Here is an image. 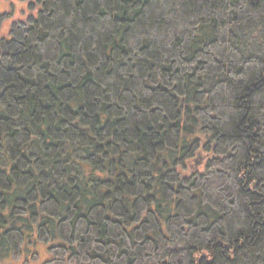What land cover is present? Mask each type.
Here are the masks:
<instances>
[{"label": "trees", "instance_id": "1", "mask_svg": "<svg viewBox=\"0 0 264 264\" xmlns=\"http://www.w3.org/2000/svg\"><path fill=\"white\" fill-rule=\"evenodd\" d=\"M35 5L0 40V264H264V0Z\"/></svg>", "mask_w": 264, "mask_h": 264}, {"label": "rangeland", "instance_id": "2", "mask_svg": "<svg viewBox=\"0 0 264 264\" xmlns=\"http://www.w3.org/2000/svg\"><path fill=\"white\" fill-rule=\"evenodd\" d=\"M38 7L35 0H0V40L8 37V31L13 23L26 21L35 17Z\"/></svg>", "mask_w": 264, "mask_h": 264}]
</instances>
